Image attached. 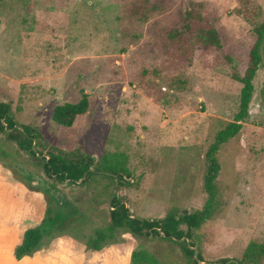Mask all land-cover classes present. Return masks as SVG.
<instances>
[{"label": "rangeland", "instance_id": "rangeland-1", "mask_svg": "<svg viewBox=\"0 0 264 264\" xmlns=\"http://www.w3.org/2000/svg\"><path fill=\"white\" fill-rule=\"evenodd\" d=\"M187 12L204 19L189 32ZM263 19L264 0H0V101L36 131V150L89 155L98 165L119 158L130 175L120 189L103 176L86 187L58 183L62 210L88 222L71 231L105 228L112 192L141 218L204 208L207 153L239 112L243 84L236 77L246 73ZM210 25L223 49L205 42ZM261 53L250 115L217 155L214 215L195 231L204 263L233 264L251 242L264 244V43ZM83 92L89 112L72 128L59 126L55 108L78 103ZM0 159L34 187L54 183L3 134ZM136 241L137 251L160 264H191L180 244Z\"/></svg>", "mask_w": 264, "mask_h": 264}, {"label": "trees", "instance_id": "trees-1", "mask_svg": "<svg viewBox=\"0 0 264 264\" xmlns=\"http://www.w3.org/2000/svg\"><path fill=\"white\" fill-rule=\"evenodd\" d=\"M257 6L251 9V13L255 16L258 14ZM186 30H191L193 22H203L201 15L192 12L186 13L185 18ZM256 42L250 52L249 65L243 77H236L243 84L240 99V109L235 116L234 122L227 125L223 130L219 131L215 142L211 145L207 159L209 167L205 176V189L209 195L208 200L202 210L194 213L185 212L179 216L175 213H170L163 219H149L135 216L127 202L117 195L110 196V210L108 225L89 235H79L71 231L73 225H78L77 229H84L87 225L80 220L70 219L69 215L62 210L61 199L58 197L57 184H79L87 185L96 177L103 176L113 183L114 189H118L130 185L126 181L130 175L124 168L123 161L119 158L106 159L99 165L95 164V158L89 155L71 156L62 152H49L44 154L36 150L38 147V135L36 131L25 124H19L12 111L9 103L0 101V134H3L9 142L15 143L20 151L28 153L31 157L39 161L43 165L45 173L54 180V183L43 189L34 187L31 179L23 178L18 174L17 170L5 163L2 159L0 162L14 174L15 178L24 183L30 190L42 192L47 202L45 218L42 223L36 227L28 229L23 238V242L17 247L15 255L17 259H22L25 256H31L37 251H40L49 243L63 235H71L77 239L81 238L85 241L89 250L99 251L107 245L120 241L123 234L129 233L135 239L140 238H161L182 246L186 256L190 259L191 264H200L195 258V251L189 246L185 240L187 238L192 247H197L195 231L201 228L208 220L212 218L215 212V203L217 196L216 180L220 171V165L217 155L221 146L227 144L235 138L243 129V123L249 117V108L253 99L255 85L254 80L257 72L263 64L261 49L264 43V19L259 22L255 28ZM205 42L213 47L223 49V44L218 30L214 25L203 32ZM225 57L229 58L227 52ZM90 109L89 96L83 92L82 99L78 103H65L55 108L53 120L64 128H72L78 118L86 115ZM4 151V150H3ZM5 152V151H4ZM95 168L91 171V168ZM86 176V179L79 182ZM86 187V186H85ZM54 205V207H53ZM77 208L76 203H71L69 208ZM185 225L187 231L180 227ZM77 230V231H80ZM199 258L203 262L204 258L197 248ZM264 258V244L251 242L244 254L242 260H238L233 264H261L260 261ZM231 259H223L220 263L226 264ZM132 264H160L155 257L140 250H135L132 257Z\"/></svg>", "mask_w": 264, "mask_h": 264}, {"label": "crops", "instance_id": "crops-1", "mask_svg": "<svg viewBox=\"0 0 264 264\" xmlns=\"http://www.w3.org/2000/svg\"><path fill=\"white\" fill-rule=\"evenodd\" d=\"M46 209L44 194L30 190L0 162V264H132L137 241L129 233L99 251L89 250L81 238L63 235L17 259L25 232L42 223Z\"/></svg>", "mask_w": 264, "mask_h": 264}, {"label": "water", "instance_id": "water-1", "mask_svg": "<svg viewBox=\"0 0 264 264\" xmlns=\"http://www.w3.org/2000/svg\"><path fill=\"white\" fill-rule=\"evenodd\" d=\"M91 171H94V169H90ZM86 179V176L82 179V180H80L79 182H82L83 180H85ZM183 239H185L187 242H188V244H189V246L195 251V258L197 259V261H199L200 262V264H211V263H204V262H202L201 260H200V258H199V253H198V251H197V249L195 248V247H192L191 246V243H190V241L187 239V238H183ZM182 239V240H183ZM226 264H230V263H226Z\"/></svg>", "mask_w": 264, "mask_h": 264}, {"label": "flooded vegetation", "instance_id": "flooded-vegetation-1", "mask_svg": "<svg viewBox=\"0 0 264 264\" xmlns=\"http://www.w3.org/2000/svg\"><path fill=\"white\" fill-rule=\"evenodd\" d=\"M33 183V182H32Z\"/></svg>", "mask_w": 264, "mask_h": 264}]
</instances>
